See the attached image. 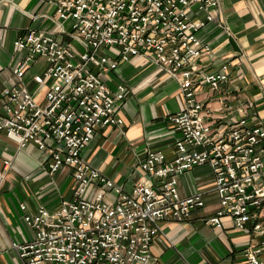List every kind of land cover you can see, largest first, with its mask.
Listing matches in <instances>:
<instances>
[{"label": "built area", "instance_id": "built-area-1", "mask_svg": "<svg viewBox=\"0 0 264 264\" xmlns=\"http://www.w3.org/2000/svg\"><path fill=\"white\" fill-rule=\"evenodd\" d=\"M42 1L56 7L58 33L29 29L19 37L15 50L27 56L14 72L22 80L37 57L48 66L34 77L35 91L3 90L0 132L20 148L48 152L51 174L70 167L73 190L54 210L31 213L21 205L33 238L12 244L18 264H149L160 223H184L205 208L202 195L183 198L179 192V178L200 166L211 168L219 199L207 223L221 229L229 217L238 230L251 226L263 241L243 256L246 264H264V128L248 118L246 105L236 110V121L210 122L199 99L205 91L223 90L232 72L230 63L205 68L210 48L198 37L214 22L219 0ZM139 56L178 83L185 106L170 116L181 135L175 157L150 151L139 163L148 181L127 192L83 153L100 129L124 124L119 110L127 88H111L104 76ZM10 167L5 161L4 170Z\"/></svg>", "mask_w": 264, "mask_h": 264}, {"label": "crops", "instance_id": "crops-1", "mask_svg": "<svg viewBox=\"0 0 264 264\" xmlns=\"http://www.w3.org/2000/svg\"><path fill=\"white\" fill-rule=\"evenodd\" d=\"M58 24L56 7L42 0H0V114L4 113L3 90L23 86L35 91L34 77L48 66L45 57H37L19 80L14 71L23 67L27 53L17 52L15 42L29 29L58 33ZM57 36L70 42L68 36ZM198 37L210 48L203 57L208 71L223 63L232 68L223 90L199 95L208 106L209 121H236L240 117L236 110L246 105L251 114L248 118L264 128V0H219L214 22ZM104 80L113 89L118 84L127 88L119 110L124 124L100 129L83 156L128 192L148 181L139 163L150 151L162 152L168 159L175 157V143L181 135L170 116L183 111L184 97L175 80L140 56L122 62ZM5 161L11 162L7 171ZM51 162L48 152L34 145L20 148L0 132V264H18L12 244L33 238L24 223L22 204L34 213L40 207L57 209L72 197V169L62 166L51 174ZM179 192L183 198L202 195L206 206L193 212L187 222L160 223L149 264H246L243 252L263 238L255 235L251 226L244 231L236 229L229 217L223 219L221 229L207 223L219 205L211 168L200 166L181 176ZM260 216L264 224V206Z\"/></svg>", "mask_w": 264, "mask_h": 264}]
</instances>
